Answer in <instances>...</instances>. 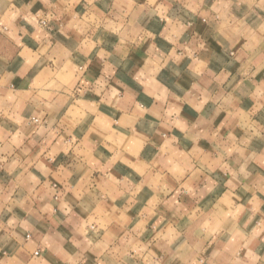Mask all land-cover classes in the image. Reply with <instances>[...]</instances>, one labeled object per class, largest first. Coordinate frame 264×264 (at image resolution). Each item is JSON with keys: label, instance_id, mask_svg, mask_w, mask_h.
<instances>
[{"label": "clouds", "instance_id": "clouds-1", "mask_svg": "<svg viewBox=\"0 0 264 264\" xmlns=\"http://www.w3.org/2000/svg\"><path fill=\"white\" fill-rule=\"evenodd\" d=\"M0 264H264V0H0Z\"/></svg>", "mask_w": 264, "mask_h": 264}]
</instances>
